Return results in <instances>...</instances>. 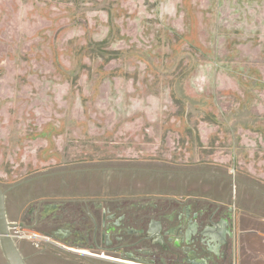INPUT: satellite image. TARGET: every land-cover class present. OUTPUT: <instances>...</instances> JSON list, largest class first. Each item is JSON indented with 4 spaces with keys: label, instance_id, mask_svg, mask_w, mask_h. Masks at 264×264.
Listing matches in <instances>:
<instances>
[{
    "label": "rangeland",
    "instance_id": "rangeland-1",
    "mask_svg": "<svg viewBox=\"0 0 264 264\" xmlns=\"http://www.w3.org/2000/svg\"><path fill=\"white\" fill-rule=\"evenodd\" d=\"M128 147L219 157L236 183L264 174V0H0L4 191L109 166ZM72 213L25 218L39 230L17 239L31 264H136L101 236L90 250L43 233ZM233 258L264 264V241L240 240Z\"/></svg>",
    "mask_w": 264,
    "mask_h": 264
},
{
    "label": "crops",
    "instance_id": "crops-1",
    "mask_svg": "<svg viewBox=\"0 0 264 264\" xmlns=\"http://www.w3.org/2000/svg\"><path fill=\"white\" fill-rule=\"evenodd\" d=\"M135 150L124 149L109 166L83 167L75 178L13 187L10 194L6 191L8 218L29 228L26 217L33 220L43 213L51 219L54 214L45 208L54 205L79 206L88 214L122 210L128 250H134L139 235L145 264H154L157 252L170 264H236L233 255L240 240L264 241V174L249 171L236 183L219 157H196L187 149L161 157ZM105 172L109 176L100 178ZM160 238L162 247L157 245Z\"/></svg>",
    "mask_w": 264,
    "mask_h": 264
},
{
    "label": "flooded vegetation",
    "instance_id": "flooded-vegetation-1",
    "mask_svg": "<svg viewBox=\"0 0 264 264\" xmlns=\"http://www.w3.org/2000/svg\"><path fill=\"white\" fill-rule=\"evenodd\" d=\"M70 208V207H69ZM69 208H63L59 205L49 206L45 208V211L49 214L52 212L54 216L49 219L47 216H44L43 213L39 214L37 218H35L36 223H55L60 221L62 218L67 217L71 212H73L71 215L75 218V220H69L66 222L65 227L62 226L64 224H60L59 227L53 228V229H47L45 231L48 235L57 238L59 240H62L69 244V242H73V244L81 247V248H87L92 250L96 246H98L99 243V237L101 236L104 241H106V244L108 246L115 245V250H122L124 251L123 257L126 260H133L136 262V264H145L141 260V255H143L142 251V241H140L141 237L138 235L136 237V242L133 246L134 250L132 249L130 252L128 250V244L126 243L127 235L125 230V223H126V217L125 215H122L118 219L114 221L115 216L108 215L107 212H100L99 210H95L92 213L88 211L82 210L81 207H71ZM80 213V214H79ZM101 220V227H100V221ZM109 222V228L106 230V223ZM89 223L91 226H89ZM49 227L51 224H48ZM13 232L16 233L17 239L21 237L24 234V231H34L39 232V230L34 229L33 226H29V228L25 227L24 224H21L20 222L15 223L13 226ZM102 230V231H101ZM109 231V232H108ZM113 237V240L111 238ZM110 238V240H109ZM158 246H163V240L160 238V240L157 243ZM98 248V247H97ZM101 248V247H100ZM72 251H77L73 248H68ZM82 252V251H81ZM82 253L89 254V252L84 251ZM164 253L160 252L159 260H153L154 264H167L171 263V261L166 257V260L161 257ZM165 256V255H164ZM165 258V257H164ZM230 260H216V264H227ZM131 263V261H125L123 260V263Z\"/></svg>",
    "mask_w": 264,
    "mask_h": 264
},
{
    "label": "water",
    "instance_id": "water-1",
    "mask_svg": "<svg viewBox=\"0 0 264 264\" xmlns=\"http://www.w3.org/2000/svg\"><path fill=\"white\" fill-rule=\"evenodd\" d=\"M6 208V192L0 185V245L8 264H28L20 250L17 236L12 232Z\"/></svg>",
    "mask_w": 264,
    "mask_h": 264
},
{
    "label": "built area",
    "instance_id": "built-area-1",
    "mask_svg": "<svg viewBox=\"0 0 264 264\" xmlns=\"http://www.w3.org/2000/svg\"><path fill=\"white\" fill-rule=\"evenodd\" d=\"M14 233V232H13ZM16 236H18L16 233H14Z\"/></svg>",
    "mask_w": 264,
    "mask_h": 264
}]
</instances>
